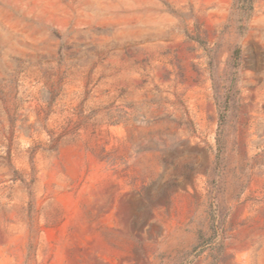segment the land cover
Segmentation results:
<instances>
[{
  "label": "rangeland",
  "instance_id": "obj_1",
  "mask_svg": "<svg viewBox=\"0 0 264 264\" xmlns=\"http://www.w3.org/2000/svg\"><path fill=\"white\" fill-rule=\"evenodd\" d=\"M0 264H264V0H0Z\"/></svg>",
  "mask_w": 264,
  "mask_h": 264
}]
</instances>
